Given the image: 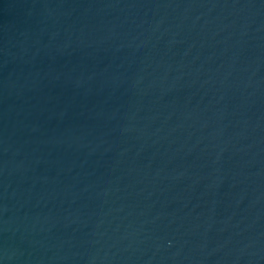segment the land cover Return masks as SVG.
I'll list each match as a JSON object with an SVG mask.
<instances>
[{"label": "water", "instance_id": "95a60500", "mask_svg": "<svg viewBox=\"0 0 264 264\" xmlns=\"http://www.w3.org/2000/svg\"><path fill=\"white\" fill-rule=\"evenodd\" d=\"M0 264H264V0H0Z\"/></svg>", "mask_w": 264, "mask_h": 264}]
</instances>
